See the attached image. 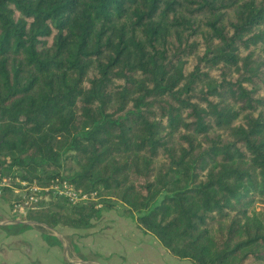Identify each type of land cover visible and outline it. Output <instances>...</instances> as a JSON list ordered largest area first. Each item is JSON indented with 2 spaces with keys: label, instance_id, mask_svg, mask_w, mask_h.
<instances>
[{
  "label": "trees",
  "instance_id": "1",
  "mask_svg": "<svg viewBox=\"0 0 264 264\" xmlns=\"http://www.w3.org/2000/svg\"><path fill=\"white\" fill-rule=\"evenodd\" d=\"M4 178L98 197L9 233L119 205L179 259L264 264V0H0Z\"/></svg>",
  "mask_w": 264,
  "mask_h": 264
},
{
  "label": "crops",
  "instance_id": "2",
  "mask_svg": "<svg viewBox=\"0 0 264 264\" xmlns=\"http://www.w3.org/2000/svg\"><path fill=\"white\" fill-rule=\"evenodd\" d=\"M11 189L14 193L19 192L14 188ZM19 196L14 198L11 207L9 205L7 209L5 207L7 204L4 203L6 201L0 199V229L9 243L15 242L16 235L25 236L27 232L32 235V232L27 229L19 234H13L9 231L5 232L3 228L12 222H27L24 215L20 216L13 212V203ZM34 209H37V205L31 210ZM7 212L10 219L3 217V213ZM72 229L76 232L73 242V255L76 257L74 264H193L188 259L175 257L157 236L141 228L137 220L125 213L124 208L119 205L111 208L104 207L101 215L92 220L89 228ZM33 236L35 251L40 255L46 256L49 248L56 254L61 253L58 245L48 246L42 235ZM27 242V240L24 241L25 244ZM7 249V251L0 250V264H5L7 259L15 257V250Z\"/></svg>",
  "mask_w": 264,
  "mask_h": 264
},
{
  "label": "rangeland",
  "instance_id": "3",
  "mask_svg": "<svg viewBox=\"0 0 264 264\" xmlns=\"http://www.w3.org/2000/svg\"><path fill=\"white\" fill-rule=\"evenodd\" d=\"M191 61L192 64L194 61V57L191 58ZM11 188H5L6 189L5 193L3 191V193L0 194V199L6 201L4 202L5 204H7L5 206L6 209L9 205L11 207L12 201L17 195H21L20 193H14L13 189ZM52 200L53 199L51 196L45 197L43 202L40 204L41 207L43 208L54 207L51 205ZM257 208L264 212V206L257 205ZM31 209L28 210L29 212L27 211L26 214L30 213V211H32ZM26 214H24L25 219L27 216ZM8 215L9 212H7L6 214L3 213V217H6V219L10 217ZM25 221L28 220L26 219ZM30 224H31V228H28L27 230L31 231L32 235H29L28 232H27L28 234L27 233L24 234L25 236H20V234L16 235L14 243L13 242L9 243V240H7L4 237V234L0 229V250L7 251L8 250L7 248H9L10 251L15 250L14 251L15 257L12 256L13 258L7 259L5 264H12V263L14 264H74V260L76 259V257L73 255V242L76 236V232H74L75 231L74 229L60 227V226L54 229L46 228L43 226V228H45L43 229V228H39L36 223L30 222ZM5 232L8 233V231ZM38 234L42 235L43 239L47 242L48 246L58 245L61 253L56 254V252L54 250H51L50 248L48 249L46 256L40 255L39 252L37 253L35 251L36 245H35V237L33 235H38ZM25 240L28 241L26 244L24 243Z\"/></svg>",
  "mask_w": 264,
  "mask_h": 264
},
{
  "label": "built area",
  "instance_id": "4",
  "mask_svg": "<svg viewBox=\"0 0 264 264\" xmlns=\"http://www.w3.org/2000/svg\"><path fill=\"white\" fill-rule=\"evenodd\" d=\"M18 181L21 184L20 188L11 186L6 178L0 179V194L3 193V188L7 186L19 191L18 193L21 195L13 203V212L20 216L26 214L29 209L34 208L38 204L42 191L52 192L58 197H65L75 204L98 200L96 191L86 192L78 190L66 179L57 178L55 182L46 187H42L36 183L29 184L25 180Z\"/></svg>",
  "mask_w": 264,
  "mask_h": 264
}]
</instances>
